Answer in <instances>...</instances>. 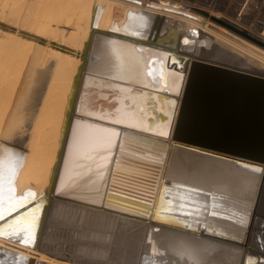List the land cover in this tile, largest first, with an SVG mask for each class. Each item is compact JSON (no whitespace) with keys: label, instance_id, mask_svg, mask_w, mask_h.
<instances>
[{"label":"bare ground","instance_id":"6f19581e","mask_svg":"<svg viewBox=\"0 0 264 264\" xmlns=\"http://www.w3.org/2000/svg\"><path fill=\"white\" fill-rule=\"evenodd\" d=\"M206 7L179 0H0V159L18 161L3 173L16 194L33 192L76 208L75 220L92 215L109 225L112 233L95 229L98 238L85 236L82 246L108 248L116 264H132L142 246L167 260L159 264H264V168L169 146L185 61H208L210 54L212 63L264 76V48L211 18L260 41L264 31ZM88 49L93 57L84 69ZM164 180L220 196L219 207L186 215L162 201L159 210L183 218L181 226L185 219L194 224L186 230L152 222L123 201L147 199L153 210ZM171 194L179 203L180 193ZM210 196L192 198L211 205ZM248 206L255 207L250 223ZM44 212L34 246L0 236V248L28 252L29 264H70L40 249ZM168 214L158 211L160 219L178 222ZM115 221L121 223L111 227ZM202 226L239 240L245 233L244 239L209 236L198 232ZM8 256L0 250V260ZM153 256L143 264H154Z\"/></svg>","mask_w":264,"mask_h":264},{"label":"water","instance_id":"95a60500","mask_svg":"<svg viewBox=\"0 0 264 264\" xmlns=\"http://www.w3.org/2000/svg\"><path fill=\"white\" fill-rule=\"evenodd\" d=\"M211 20L264 48V42L249 36L236 27L214 17ZM172 44L173 42L170 44L164 42L162 46H173ZM88 57L89 49L82 66L84 69ZM173 67L176 68L175 65ZM180 70L184 75L182 95L177 105L169 146H178L185 149L191 147L207 155L230 160L239 166H254L255 171H261L264 168V76L244 69L196 59L185 61L184 67ZM202 122L207 125L202 127ZM209 126L211 129H209ZM199 127L204 131L208 129L209 132H198ZM148 140L160 143L155 139ZM162 145L165 150V145ZM60 155L61 152H59L54 172L58 169ZM55 179L56 172L53 173L50 190L53 189ZM165 181L161 185L157 204L153 210L150 207L151 201L147 199L138 198L132 201L124 199L123 201L132 206L138 205L141 212L151 215L152 222L192 230L190 226L194 224L188 223L185 219L184 226H181L183 218L174 213L168 214L163 209L159 210V205L162 203V189L165 185H169L170 190L174 188V190H171L172 193L177 192L176 185H185L194 189L199 188L184 183L173 182L174 184H172V182L169 183V180ZM199 190L200 195H211L208 191H205V194L202 192L203 190ZM190 195L199 197L195 193ZM171 196L174 195L171 194ZM210 199L211 204L214 200H217V202H214L216 204L219 203L220 196L216 198L210 196ZM247 208L250 209L247 210L250 223L255 207L248 206ZM158 211L173 216V219L178 222H168L160 219ZM198 232L231 242H241L245 235L244 233L241 240H239V238L235 239L234 236L229 237L219 232L206 231L204 226L198 229Z\"/></svg>","mask_w":264,"mask_h":264},{"label":"rangeland","instance_id":"374dc122","mask_svg":"<svg viewBox=\"0 0 264 264\" xmlns=\"http://www.w3.org/2000/svg\"><path fill=\"white\" fill-rule=\"evenodd\" d=\"M179 1L189 4L191 3L203 9L206 12H208L206 6H210V9H213L218 12H225L229 14L233 19L237 18L246 25H253L257 30L264 31V0H179ZM196 21L200 24L203 25L205 24V26L208 27V25L204 23L202 20L197 19ZM94 46L92 47L93 49ZM90 57L91 58L93 57V51L89 53V57L87 61L88 63L90 62ZM204 60H208L210 62L213 61V57L212 55L207 54L206 56H204ZM35 67L37 68V71L40 70L38 69L40 68L38 63L35 64ZM3 159L6 161L5 166L16 167L18 165V161L14 156H10V155L4 156ZM3 176H4V181H3L2 194L6 200L4 207L8 208L13 204H15L18 198L26 197L28 192L16 194V187L12 185V181H11L12 178L6 175L5 173H3ZM9 197H12V199H8ZM65 198L72 200L70 197H65ZM34 200L36 201L35 206L27 207ZM34 200H30V202H26L23 207L18 208L19 214L16 215V217H13L10 220L0 221V229H7L9 232H16L22 226L14 225L12 228H9V225L12 223V221L22 216L24 213L28 212L32 208L39 206L41 211L37 213L38 226L40 224L41 215L43 211H45L44 212L45 218L42 224L43 229L40 233L37 242L39 244L40 249L43 252L47 253L49 257L61 261H65L70 264L114 263L113 261L111 262L108 248L106 247L100 248L98 247V244L96 242H91V244L85 248H83L84 246H82L83 237L88 236L89 238L92 239L98 238L97 235L98 232L95 229H103L107 233H112L113 231L112 229H110L109 225L103 227L100 226L99 221L94 220L92 215H90L88 220H86L85 218H82L80 220H75V218H72L71 216L75 211L74 209L76 208L64 205L55 200L49 201L48 199L45 200L41 197L40 198L35 197ZM118 223H116L115 221V223L110 222L109 224H112L111 227H114ZM133 229L136 230V228ZM128 230L133 231L132 227L129 228ZM37 232H38V227L35 232V240H36ZM106 232L103 233L108 238ZM144 232L147 233V231ZM9 239L18 242L21 238H19L16 235H12ZM35 240H34V244L36 243ZM49 245L50 247H47ZM0 250L6 252L9 255L8 256L9 258L13 256V258L7 259L6 261L7 264H29L28 260H30V256H29L30 254L28 252H27L28 254L24 251H22L23 253L16 252L14 250H11L10 248H0ZM148 254L153 256L152 253H149L147 250H145V247L142 246L141 251L137 253L132 264H143V262L145 261L144 256ZM153 258L154 259H149V260H151L150 262L154 264H159L162 261L164 262L167 261L154 256ZM263 261L264 259L262 260V258H260L259 262L262 263Z\"/></svg>","mask_w":264,"mask_h":264},{"label":"snow or ice","instance_id":"6c2138e0","mask_svg":"<svg viewBox=\"0 0 264 264\" xmlns=\"http://www.w3.org/2000/svg\"><path fill=\"white\" fill-rule=\"evenodd\" d=\"M130 15L133 17L135 16V14H130ZM151 75L152 73L149 72V76ZM5 164L6 161L4 159H0V221L5 220L6 216L17 211L18 208L23 207L26 202H30V200L35 199V193L29 192L26 197L18 198L17 202L12 206L8 208L4 207L6 200L2 193H3V181H4L3 170ZM246 167L255 170L254 166H246ZM175 187L177 191L180 193L179 203H177L173 199H168V197L171 195L169 185H165L164 188L162 189L161 200L162 201L167 200L169 211L174 210L181 214L191 215L193 213H200L201 211H205L207 210L208 207H211L212 209L219 207V205L215 203L208 205L202 201L194 200L190 194L195 193L196 195H200L201 193L199 189L190 188L185 185H176ZM8 199H12V197H9ZM174 204H175V209L172 208V205ZM40 211H41L40 207L36 206L31 210H29L28 212L24 213L22 216L13 220L12 223L9 225V228H12L14 225L22 226L20 230L23 232L24 236L18 242L23 243L25 246H34L35 232L38 227L37 213ZM209 214L213 216L219 215V213H217L215 210H213ZM12 235H17V233L9 232L7 229H0V236L10 238ZM0 264H6V261L0 260Z\"/></svg>","mask_w":264,"mask_h":264},{"label":"crops","instance_id":"0c3cea01","mask_svg":"<svg viewBox=\"0 0 264 264\" xmlns=\"http://www.w3.org/2000/svg\"><path fill=\"white\" fill-rule=\"evenodd\" d=\"M35 203H36V201L34 200V201L31 202L30 205L27 206V207H31V206L33 207V206H35ZM24 209H25V208H24ZM18 214H19V210H17V211H15V212L11 213L10 215L6 216L5 220H10V219H12L13 217H16V215H18Z\"/></svg>","mask_w":264,"mask_h":264}]
</instances>
